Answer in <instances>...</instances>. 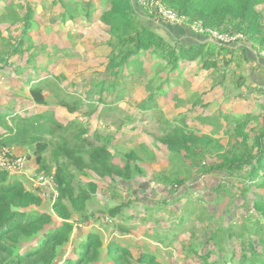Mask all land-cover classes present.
I'll return each mask as SVG.
<instances>
[{
	"label": "trees",
	"instance_id": "trees-1",
	"mask_svg": "<svg viewBox=\"0 0 264 264\" xmlns=\"http://www.w3.org/2000/svg\"><path fill=\"white\" fill-rule=\"evenodd\" d=\"M20 1L27 0H0V24H7L0 30V61L5 67H13L16 74L30 70L22 76L26 83L31 82L27 92L34 105H48L46 90L58 97L48 84L63 79L65 74L62 71L52 74L53 66L62 62L64 65L68 55L73 53L69 50L72 45L68 39L59 42L61 30L63 33L72 31L71 28L78 31L77 26L82 22L88 26L96 24L100 31L104 30L105 37L87 53L96 52L102 74L81 83V88L86 87L85 99L89 103L97 102L98 109L103 106L106 110H114L118 102L131 105V116L127 115L131 123L139 125L141 120L149 117L157 122L160 134L153 136L169 151V162L175 174L167 190L185 184L187 177L179 178L176 173L183 171L193 177L194 166L211 154L218 162L205 166L203 173L218 172L225 174L227 179L240 178L245 199L251 188L262 190H253V199L250 198L247 205L264 215L263 86L247 90L249 107L242 110L220 100L222 94H226V67L235 61L248 62L251 59L250 52L243 46L248 43L257 53L264 51V0H158L190 22L201 21L206 28L243 34L246 41L239 48L231 47L233 44L204 41L207 36H201L203 40L200 42L185 44L174 29L177 25H157L154 15L149 14L138 0H100L97 3L94 0H51V13H57L59 19L49 21L53 22V29L48 34L47 25L37 20L36 8L27 3L16 6L15 3ZM79 17L83 20L77 22ZM34 31L37 36L32 35ZM15 34H18L17 38ZM78 35L82 34L71 37L77 38ZM238 51L240 54L236 56ZM23 54H27L25 60ZM45 57L46 66H42L40 60ZM70 68L71 65L67 64V69ZM42 71L47 72L44 77H38ZM191 71H194L192 77L188 74ZM232 79L233 88L241 90L245 87V76L234 74ZM54 104L70 114L83 106L82 100L76 96L71 102L58 97ZM95 108H88L89 117L98 112ZM48 113H34L29 118L14 116L11 117L15 121L12 125L7 120L11 116L10 108L3 110L0 107V148L34 149L38 170L48 173L51 168L44 156L48 149L45 135L60 132L50 152L57 190L50 210H39L43 205L42 196L26 185L23 176H11L0 169V264H54L70 240L74 218L77 216L83 221L86 216L89 220L95 217L93 213H87V205L98 190L93 179L129 181L135 174L142 173L137 164L142 158L136 150L121 153V164L115 162L110 150V135L103 136L97 131L88 139V121L63 124L56 119L54 112ZM204 127L209 131L204 132ZM142 148L148 152L144 145ZM74 172L86 180H79L75 185ZM223 190H226L224 184L217 188L218 193ZM166 201L171 203L169 199ZM133 203L129 200L109 205L103 211L120 234L129 233L126 222L132 218L129 209ZM148 211L155 215L153 209ZM54 217L60 220V224L46 228L53 223ZM158 217L162 218V215ZM147 218L157 221L152 215ZM176 221L183 223L184 218L178 217ZM244 226L250 230L249 224ZM220 231L221 228H217L212 232L207 242L217 243ZM232 233L227 232V237L231 238ZM253 236L257 240L251 245L257 243L263 249L260 255L263 260L258 264H264V228L255 230ZM36 238L35 245H26ZM159 241H163L162 238ZM184 251L189 254L196 250L184 246ZM73 253L75 257H66L63 264H95L102 259L113 264H160L152 252L144 250L135 255L115 239L105 244L98 230L89 231L73 247ZM209 253L201 257V264H215L209 261ZM245 262L252 264L253 260L243 255L241 264Z\"/></svg>",
	"mask_w": 264,
	"mask_h": 264
},
{
	"label": "rangeland",
	"instance_id": "rangeland-1",
	"mask_svg": "<svg viewBox=\"0 0 264 264\" xmlns=\"http://www.w3.org/2000/svg\"><path fill=\"white\" fill-rule=\"evenodd\" d=\"M94 1L96 3L100 2V0ZM26 3L36 8V14L38 15L37 20L47 25L46 33L49 34L53 29L51 27L53 22L49 21H56L59 19L57 13H51V0H27L15 4L16 6H24ZM80 20H83V18H77V22ZM154 22L157 23V25L166 24L175 26L169 23L157 22V20ZM6 25L7 24H0V30H3ZM81 27L83 30H79ZM77 29L78 31H75L74 28H71L74 33H72V31L63 33V30L59 33V39L61 40H59V42H65L64 40L68 39L69 41L67 42L72 45L69 50L73 51V53L68 55V60L64 61V65L62 62L59 63L60 65L58 64L59 66L57 67L53 66L52 74L56 75L62 71L65 77L61 80L56 79L53 83H49L48 88H50L52 92L55 91L59 98H66L69 102L72 101L74 96L80 98L83 104L80 110L70 114L64 110V108L55 106L54 101L57 100L58 97H53L48 90L45 91L46 97L49 100L48 105L42 107L34 105L27 92L31 82L26 83V78L22 76L24 72L30 70L16 74L12 71L13 67H5L1 61L0 107L3 110L7 107L10 108L11 116L7 117V120H9V124L12 125L15 121H13L11 117L22 116L29 118L34 113L45 111L47 114H49L48 112H54L56 119L60 120L63 124H68L75 120L80 122L86 120L90 127V133L87 135L88 139H91L92 134L97 131L103 136L108 134L112 137L110 150L115 157V162L121 164V153L131 149L136 150L142 158L137 163L142 173L135 174L129 181L121 180L120 178H106L104 180L93 179L97 183L98 190L96 196L89 201L87 205V213H93L95 217L89 220L86 216L83 221H80L77 216L74 218L72 221L74 222V228L70 240L63 248L61 258L56 260L54 264H63L66 257H75L73 247L83 239L89 231L95 230L100 232L101 239L105 244L109 240L115 239L119 241L120 244L127 246L135 255L144 250L152 252L156 254L160 264H201V257L207 252H210L209 261L215 264H241L243 255L249 256L250 259L253 260L252 264H258L259 261H262L263 258L260 256L263 254L262 246L257 243L252 246L251 243L253 240H257L256 236H253L254 231L264 228V215L255 212L247 205L248 200L250 198L253 199L252 191L256 190V192H261L262 190L251 188L246 193V202L245 197L241 193L243 181L240 178L235 177L227 179L224 177L225 174L218 172L203 173L205 166L218 162L216 156L211 154L207 155L203 159L204 161L194 166V170L192 169L194 171L193 177H188L186 175L187 172L183 171L176 173L179 174V178L187 177L185 184L178 185L177 187L173 186L171 190H167L169 182L175 179V174L172 172L173 168L169 162V158L171 157L169 151L161 143L157 142L153 136L160 134L157 122L149 117L147 120H141L142 122L139 125L137 123H131L128 117L131 116L133 110L131 105L118 102L114 105L116 107L114 110H106L103 106H101V109H98L100 106L97 102L94 101V103H89V101L85 99L84 93L86 87L85 89L84 87L81 88V83L90 77L96 78L102 74V69L99 66L100 59L96 56V52H87H90L93 46H98V43L105 37V32L103 29L100 31L96 24L88 26L87 23L84 22L78 24ZM77 34H82L83 36L78 35L77 38L71 37ZM95 34H98V36L96 37ZM32 35L37 36V31H34ZM14 37L17 38L18 34H15ZM244 41H246L245 37L238 42L235 41L236 43L231 45V47L239 48L240 45L244 44ZM243 47L251 51L249 54H251L253 58H256L255 60L262 62L260 59L264 58L263 51H259L260 54L257 53L258 51L253 50L248 43ZM239 54L240 52L238 51L236 56H239ZM22 58L25 60L27 54H23ZM46 59L45 57L40 60L42 66H46ZM67 64L71 65L72 68L67 69ZM37 65H39V62ZM259 67L258 64H249V62L247 63L243 60L235 61L229 67H226V94H222L223 97H220V100L227 106H234V109L238 108L237 110L248 108L249 106L247 105L249 103H246L248 102V97L246 95L248 87L253 89L261 85L251 83L252 85L249 86L247 83V75H252L251 71L255 72ZM42 72L43 73L38 77H44L47 71ZM188 74L192 77L194 71ZM234 74L246 77V85L241 90L233 88V79L231 80V78ZM74 83L75 85L73 87ZM261 89L263 90V88ZM58 90H60V92ZM244 105L247 107H242ZM93 107V110L97 107L98 112L96 111V113L93 114L94 116L89 117L87 115L88 108ZM3 113L7 114V111ZM59 133L60 132H56L55 135L46 134L44 138L48 143V149L44 153V156L48 161V166L51 167L48 173L45 170H38V166L35 168L30 166L29 162L31 160L35 162L33 157L34 149L30 147H19L17 151L13 149L15 152L13 154L22 157L25 156L28 160L19 176H23L26 185L32 187V189L34 181L41 172H43L44 177L51 176L54 173L53 164L50 162V152L52 143L56 142L59 138ZM69 133L66 135H69ZM142 145L147 148L148 152L143 150ZM195 168H197L198 171ZM74 174L76 175L74 181L75 185L79 180H86L78 177L77 173L74 172ZM37 184L44 190V185L38 181ZM223 184L226 190H223L222 193H218L217 188ZM34 188L38 193H41L38 187ZM42 199L43 205L39 210H50L54 200L47 198L46 195H44ZM167 199H169L171 203H168L166 201ZM129 200L134 201L132 207L129 209L132 218L126 222L129 233L120 234L116 231L114 226L110 224L112 221L107 219V215L103 213V211L106 206L116 205ZM137 201L140 203H137ZM147 207L153 209L155 215L149 212ZM157 207L160 209H157ZM161 209L164 211L159 214ZM126 212L128 213L127 210ZM149 215H152V218L155 217L157 221L154 222L152 219H148L147 216ZM159 215H162V218H159ZM181 216L184 218L183 223L176 221L178 217L180 218ZM118 222L117 220V223ZM58 224H60V220L54 217L53 223L47 225L46 228H53ZM122 224H124V221ZM246 224L250 225V230L246 229L244 226ZM217 228H221L217 238L218 242L213 243L212 240L207 242L210 234ZM229 231L233 232L231 238L227 237V232ZM156 237L158 238L156 239ZM160 238H162L163 241H159ZM37 241L38 238L26 245H35ZM184 246H191L197 253H195L196 251L189 254L185 253ZM95 264H113V262L108 259H102ZM244 264H248V262Z\"/></svg>",
	"mask_w": 264,
	"mask_h": 264
},
{
	"label": "built area",
	"instance_id": "built-area-1",
	"mask_svg": "<svg viewBox=\"0 0 264 264\" xmlns=\"http://www.w3.org/2000/svg\"><path fill=\"white\" fill-rule=\"evenodd\" d=\"M138 3L141 4L144 9H147L149 14L154 15V21L157 20V22L160 21L162 23L187 26L194 34L207 36L209 40L217 42L219 44L231 45L244 38L243 34L240 33L228 34L212 28H206L203 26L201 21L190 22L187 17L178 15L174 10L168 8L158 0H138ZM13 153H15L13 151V148H0V169L7 171L11 176H16L22 173L26 165V161L28 162V160L25 156L22 157ZM37 181L44 185V190L40 186H38ZM34 184L33 190H36L34 187H38L41 192L40 195L42 197L46 195L47 198L55 200L57 196V190L56 185L53 181V175L44 177L43 172H41L37 179L34 181Z\"/></svg>",
	"mask_w": 264,
	"mask_h": 264
},
{
	"label": "crops",
	"instance_id": "crops-1",
	"mask_svg": "<svg viewBox=\"0 0 264 264\" xmlns=\"http://www.w3.org/2000/svg\"><path fill=\"white\" fill-rule=\"evenodd\" d=\"M182 26H176V27H174V29H176V31H178L177 34L179 35L180 39H182L181 41L183 43L189 44L188 41H190V43H193V42H200V41L203 40V38L200 35H197V34H194V33L190 34V32L187 29V27L186 26L184 27V25H182ZM208 40H209V38L207 37V39L205 38L204 41H208ZM246 49L251 53V51L248 48H246ZM249 55H250V58H251L248 61L249 64H251V63L258 64L260 67L255 72L251 71L252 75H250V74L247 75V77H248L247 78V80H248L247 83H248L249 86H251L252 84H257V85L264 86V58L260 59L262 62H258L257 60H255L256 58H253L251 56V54H249ZM251 78H252V80H251ZM248 89H249V87H248ZM207 130L209 131L208 127H204L203 131L204 132H208ZM13 148L15 149V151H17L19 149V147H13ZM29 163H30V166H33L34 168L37 166L36 163L34 161H32V160Z\"/></svg>",
	"mask_w": 264,
	"mask_h": 264
}]
</instances>
